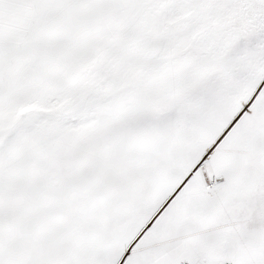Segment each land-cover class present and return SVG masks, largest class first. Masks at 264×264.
Segmentation results:
<instances>
[{
	"label": "snow or ice",
	"instance_id": "snow-or-ice-1",
	"mask_svg": "<svg viewBox=\"0 0 264 264\" xmlns=\"http://www.w3.org/2000/svg\"><path fill=\"white\" fill-rule=\"evenodd\" d=\"M0 264H264V0H0Z\"/></svg>",
	"mask_w": 264,
	"mask_h": 264
}]
</instances>
